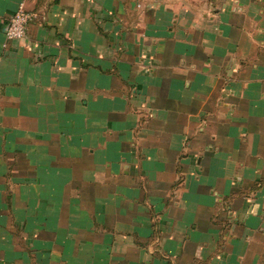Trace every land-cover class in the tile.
Returning <instances> with one entry per match:
<instances>
[{"label":"crops","instance_id":"obj_1","mask_svg":"<svg viewBox=\"0 0 264 264\" xmlns=\"http://www.w3.org/2000/svg\"><path fill=\"white\" fill-rule=\"evenodd\" d=\"M0 264H264V0H0Z\"/></svg>","mask_w":264,"mask_h":264},{"label":"built area","instance_id":"obj_2","mask_svg":"<svg viewBox=\"0 0 264 264\" xmlns=\"http://www.w3.org/2000/svg\"><path fill=\"white\" fill-rule=\"evenodd\" d=\"M30 20L31 16L26 12L23 5H20L5 27V38L7 40H24Z\"/></svg>","mask_w":264,"mask_h":264}]
</instances>
